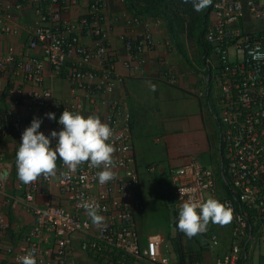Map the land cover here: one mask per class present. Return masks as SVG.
Listing matches in <instances>:
<instances>
[{"label": "built area", "instance_id": "built-area-1", "mask_svg": "<svg viewBox=\"0 0 264 264\" xmlns=\"http://www.w3.org/2000/svg\"><path fill=\"white\" fill-rule=\"evenodd\" d=\"M19 1L13 2L15 8L22 6ZM33 1L38 4L41 19L29 33L28 47L41 49L44 59H18L10 52L0 57V74L11 67L15 75L23 74L39 87L30 98L42 116L54 112L58 118L65 109L81 114L85 100L96 111L98 104L106 106L105 124L113 133L109 142L114 148L115 163L111 169L114 179L100 184L96 178L100 169L89 168L87 162L66 175L67 167L59 158L54 176H40L28 184L18 180L16 166L5 179L0 172V235L9 228L4 213L6 205L12 209L23 205L35 220L15 248L18 251L9 250L11 260L5 264H18L17 257L32 248L36 249L37 264H75L72 249L78 237L81 250L98 264H182L173 243L177 238L179 209L186 201L203 202L208 198L219 200L230 211L231 234L225 250L219 235L208 233L207 228L198 234L200 242L204 238L208 242V249L203 248L207 254L203 264H254V253H264V0L211 3V17L204 36L209 46L204 56L207 72L201 75L203 86L197 97L208 104L218 123V166H209L200 157H193L171 169L173 205L161 204L154 177L150 180L142 177L126 103L106 98L120 81L115 72L119 57L108 42L102 24L103 8L108 0H89L87 15L72 22L64 19L60 8L50 12L48 21L44 13L47 0ZM51 2L56 4L58 0ZM8 8L11 6L2 10L0 23L5 33L15 35L16 30L7 20L11 18ZM82 35L96 38L93 46L81 45ZM126 46L134 61L146 63V53L155 48L152 29L147 26L141 39L133 44L126 42ZM257 52L261 55L254 59ZM45 61L56 76L65 74L70 82L71 103L61 102L52 90L41 87ZM93 62H98L96 68ZM169 81H175L171 73ZM8 117L11 130L21 136L25 130L23 118L11 112ZM50 121L51 128L43 131L46 135L62 127ZM4 134L0 112V136ZM148 171L152 176L156 168ZM56 183L67 207L50 201L38 202V196L50 192ZM85 201H95L99 206L101 224L92 222L83 207ZM148 208L163 209L175 229L172 238L165 230L148 231L144 221ZM188 238L183 237V245L191 256L198 250L189 248ZM193 263L190 259L185 264Z\"/></svg>", "mask_w": 264, "mask_h": 264}, {"label": "crops", "instance_id": "crops-1", "mask_svg": "<svg viewBox=\"0 0 264 264\" xmlns=\"http://www.w3.org/2000/svg\"><path fill=\"white\" fill-rule=\"evenodd\" d=\"M14 1L0 0V19L3 17L4 11L2 10L11 6L7 11L11 18L7 20L16 30L15 35L7 34L2 30L0 23V57H5L12 52L18 59L35 57L43 60L41 49L28 47L29 33L35 25L40 23L41 19L37 13L38 4L33 0H20L22 6L15 8ZM45 3L44 13L47 16L52 11H58L60 5L68 4L69 7L64 5L62 10L64 18L70 22L86 14L89 5L87 0H58L56 4L47 0ZM143 6H148L143 0H114L104 12L110 44L119 57L115 72L120 76L116 88L106 98L126 102L127 109L133 119L135 157L141 165L143 179L150 180L151 177L157 179L162 176L165 169L182 166L192 157L207 155L210 151L215 127L207 118L208 111L205 102L197 97V89L202 83L199 74L204 55L203 51L201 61H195L194 58H197L200 51L197 49L199 40L193 33L200 24L199 14L195 16L194 13L193 15L182 13V18L177 21L186 24L185 26L183 24L184 30L179 28L180 31H183L179 35L182 44V48H180L183 51L181 53L170 36L168 18H165L164 15L148 17L138 14L137 11H141L139 8ZM50 18L48 16L47 20L50 21ZM147 26L152 29L157 46L155 51L147 55V62L139 64L132 61L126 48V39L134 40L141 37L146 32ZM81 42L90 45L93 41L91 38L82 37ZM92 65L96 68L97 62H93ZM171 71L177 75L178 84L176 86L168 85L165 82V76ZM43 73L44 82L41 87L52 90L55 97L61 102L71 103L73 92L70 82L64 76H56L46 61ZM0 82L2 86L0 112L6 130V135L0 136V171L7 169L12 172L21 136H17L11 130V121L5 115L9 112L20 115L25 124L24 128L30 126L34 117H44L40 130H49L51 121L33 107L30 97L32 91L39 87L32 85L23 74L17 76L14 74L13 68L8 67L5 72L0 74ZM153 86L155 87L153 88ZM12 90L14 91L12 92ZM80 93L83 94L81 91ZM84 104V109L81 112L83 116H96L105 123L106 106L98 104L96 111L88 101L85 100ZM180 118L182 121L178 122ZM176 130L180 131L176 135L179 137L178 141L182 145L187 142L190 151L180 158L177 154L169 152V145L171 149L174 146L172 143L175 140L173 132ZM165 149L168 154H171L167 160H164L161 155L164 154ZM159 161L164 165H159ZM151 167L156 168V172L152 176L148 173V169ZM150 200L154 202L153 199ZM49 201L62 207L68 205L61 196L57 183L52 186L50 192L46 191L45 195L38 196L40 204ZM156 201L158 200L156 199ZM4 213L9 228L7 232L0 235V264L11 260L12 253L10 254L9 250L14 252L35 221L32 214L23 205H18L15 209L6 205ZM219 230L218 235L222 240V249L225 250L230 243L231 225L226 229L222 227ZM207 232L211 233L208 226ZM80 240L81 238L78 237L73 245L74 263L98 264L81 250ZM187 240L195 241L190 238ZM200 243H195L193 246L190 244L192 247L189 248L195 252L199 251L202 248ZM15 251H18V248ZM206 255L205 252L204 257Z\"/></svg>", "mask_w": 264, "mask_h": 264}, {"label": "clouds", "instance_id": "clouds-1", "mask_svg": "<svg viewBox=\"0 0 264 264\" xmlns=\"http://www.w3.org/2000/svg\"><path fill=\"white\" fill-rule=\"evenodd\" d=\"M87 1L89 4L87 12L80 18L87 15L88 10L90 9V2L89 0ZM113 1L114 0H108L106 7L103 8V10L106 11L108 9L109 4ZM207 3L208 0H194L193 6L196 11H199L202 7L206 6ZM64 5L69 7L68 4H62L60 5V9H62V6ZM105 11H103V16ZM210 17H211V11L209 18ZM106 22H107L106 18L104 17L102 24L105 29L108 42L110 43ZM82 37H86V36L82 35L79 38V43L81 45L86 47L93 46L96 38L88 37L91 38L93 42L90 45H86L81 42ZM141 38L142 36L138 37L137 39H134L133 41L136 42L138 39ZM154 40H155V48L153 49V51H155L157 46L156 39L154 38ZM208 51L209 49L206 52H204L203 55V61L201 62V66H200L201 69V73L199 74L200 77L202 74L207 72L206 66L204 64V56L208 53ZM150 53L151 52L149 53L147 52L146 55H149ZM260 55L261 54L257 52L256 55H254V59L259 58ZM133 60L134 59L132 58V61ZM118 62L119 59H117L116 65ZM170 73L175 76L174 82L169 81ZM169 74L165 76V80H166L165 82L168 85L176 86V84H178L176 73L174 71H171L169 72ZM60 76L66 77L65 74H62ZM202 86H203V82L197 89V92L200 88H202ZM154 87L155 86H153V88ZM205 104L207 106V111H208L207 118L210 121V123H212L215 127V131L213 132V139H214L213 149L208 156L210 161H212L213 163H217V158L219 157L218 154L219 151L217 149L218 123H216V121L213 119V116L209 111L208 104L207 103ZM129 115L131 118V124L133 130L132 115L130 113ZM5 116L10 121L8 114ZM45 116L50 120L56 121L62 127L60 128L59 131L53 129L49 134L46 135L43 132L45 130H40L44 117H34L32 119L30 126L26 127L25 130L22 132L21 142L18 144L19 147L16 151L14 167L16 166V173L18 180H20L25 184H28L37 180V178L40 176H45V177L54 176L56 174L58 158L59 161H61L62 164L67 167L68 172L66 173V175L76 172L79 165H81L84 162H87L89 168L100 169L99 171L96 172V178L100 184H105L106 182L114 179V173L111 170L115 163L113 157L114 148L112 144L109 142L110 137L112 136L113 133H112V129L108 124L103 123L99 117L96 116L85 117L80 113H73L66 109L59 115L58 118L54 112H48L45 114ZM214 147H216L215 150ZM204 157L205 156L203 155L200 158H203V162L211 166L212 162L209 161L206 162V160H204ZM171 169L174 168H168V170L165 169L164 172H162V174H165L167 176L169 183H170L169 173ZM0 172H1V176L4 179L6 178V176L9 175V171L7 169ZM4 173H6V175H3ZM167 188L171 189V184L170 187ZM8 189H10V187H8ZM157 189L159 192L158 187ZM161 192H162V188H161ZM161 204L166 205L167 204L166 200L165 202L161 200ZM83 207L86 209L88 216L91 218L94 224L99 225L102 223L103 217L98 214L99 206L96 204L95 201H91V202L85 201L83 203ZM230 218H231L230 211L225 207V205H223L219 200L215 198H208L203 202L186 201L181 205L178 212V219L176 222V228H177L176 236L179 237L178 236V230H179L181 233L191 238L199 233L204 232L207 228V225L210 222L223 224L228 222ZM201 244H202V240H201ZM17 261L18 264H37L36 249L32 248L26 254L17 257Z\"/></svg>", "mask_w": 264, "mask_h": 264}, {"label": "trees", "instance_id": "trees-1", "mask_svg": "<svg viewBox=\"0 0 264 264\" xmlns=\"http://www.w3.org/2000/svg\"><path fill=\"white\" fill-rule=\"evenodd\" d=\"M211 1L213 0H208L207 7L204 6V8H201L199 11H196L193 6L194 0H143V2H145L148 6H143L142 8H139L141 11L138 10L137 12L138 14L147 15L148 17H158L157 15H162V16L164 15L165 18H168L167 24H168V30L170 36L173 39L175 46L180 50L181 53H183V51L181 50L182 44L180 42L179 35L183 32L180 31V29L184 30L183 28L184 23L177 21H179L182 18L181 15L182 13H189V15H193L194 13L195 16L199 14L200 24L194 30L193 34H195L197 39L202 43L203 50L204 52H206L209 49V46L205 42L204 36L210 19L209 18L210 11L212 10ZM175 25H177V27H175ZM185 25L186 24H184V26ZM126 42L127 43L130 42L131 44L134 43L132 39L129 40L126 39ZM156 185L159 188L160 199L163 202H165L161 192V188L170 187V183L169 180L167 179V176L163 174L162 176L157 178ZM178 236L179 237H177L176 240L173 241V243H174L175 251L177 252L182 264L187 263L186 262L187 258L188 260L190 259L193 260L195 264H203V261L205 259L204 257L205 251L203 247L199 249L198 253L191 254V256H188L187 252L185 251V247L183 245V237H185L186 235H184L178 230ZM190 239L195 240L194 242L196 243L200 242L198 238V234L196 236L191 237ZM258 263L264 264V258L261 257Z\"/></svg>", "mask_w": 264, "mask_h": 264}, {"label": "rangeland", "instance_id": "rangeland-1", "mask_svg": "<svg viewBox=\"0 0 264 264\" xmlns=\"http://www.w3.org/2000/svg\"><path fill=\"white\" fill-rule=\"evenodd\" d=\"M197 45H198L197 49L200 51V53L197 56V58H194L196 62L201 61V57H202L203 51H204L203 50V45H202V43L200 41H198ZM188 56L191 57L190 54H188ZM181 121H182V118H180L178 122H181ZM178 133H180V131H178V130L173 132L175 140H173L172 143H173L174 146L171 149V146L169 145V149H170L169 152H171L172 154H177L178 158H180L183 155H186L187 153H190V151L188 150L189 148L187 147V144H188L187 142H185L182 145L181 142L178 141L179 137L178 136L176 137V135ZM213 142H214V139L212 138V144H211V147H210V151L208 152L207 155H204L205 156L204 160H206V162H208V161L212 162V161H210L208 155L213 149ZM215 149H216V147H214V150ZM161 155H163L164 160H167L168 157L171 154L170 153L168 154L167 149H165L164 154H161ZM200 160H201V162H203V158H200ZM161 164L164 165L163 162L160 163V161H159V165H161ZM211 165H216L217 166V163H213L212 162ZM146 189L149 191V188H146ZM151 192H153V189L151 190ZM154 194H156V193L154 192ZM158 204H160V203H158ZM158 204H156V205H158ZM144 221H145V224L147 226L148 231L154 232V231L165 230L167 232V234L170 235L171 238L173 237L172 234L175 232V229L170 226V221L166 217L163 209L159 208V209H152L151 210V209L148 208V211L146 212V214L144 216ZM229 225H231V224L228 221V222L223 223V224H221V223H211L210 222L207 226L211 230V233H215V234L218 235V230L220 228L223 227V228L226 229V227L229 226ZM195 243L196 242H193V241L190 242L189 241L188 245L191 246L190 244H192V246H193V244H195ZM260 256L264 258V253H259V252L254 253V264H259L257 261L260 260V259H258Z\"/></svg>", "mask_w": 264, "mask_h": 264}, {"label": "water", "instance_id": "water-1", "mask_svg": "<svg viewBox=\"0 0 264 264\" xmlns=\"http://www.w3.org/2000/svg\"><path fill=\"white\" fill-rule=\"evenodd\" d=\"M3 175H6V173H4ZM162 193H163V196L167 202L168 205H173L174 204V194H173V191L167 187H162ZM172 210V209H171ZM202 245H203V248L205 250L208 249V242L206 239H202Z\"/></svg>", "mask_w": 264, "mask_h": 264}]
</instances>
